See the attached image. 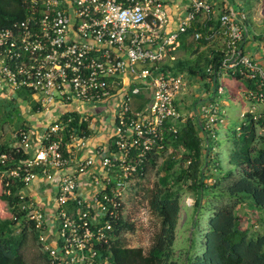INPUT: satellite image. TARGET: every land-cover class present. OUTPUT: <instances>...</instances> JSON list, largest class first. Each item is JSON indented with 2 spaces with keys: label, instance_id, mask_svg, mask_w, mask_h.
Instances as JSON below:
<instances>
[{
  "label": "built area",
  "instance_id": "1",
  "mask_svg": "<svg viewBox=\"0 0 264 264\" xmlns=\"http://www.w3.org/2000/svg\"><path fill=\"white\" fill-rule=\"evenodd\" d=\"M20 1L25 18L0 28V98L14 99L27 91L36 112L79 113L88 125L94 105L112 100L116 109L111 118H101L112 130L109 143L83 159L76 149L92 133L71 135L66 145L74 147L66 155L63 137L53 139L65 128L59 116L41 134L21 131L14 146L30 157L11 175L26 184L23 208L31 209L28 215L50 264H113V252L107 250L115 238L113 220L119 211L127 218V188L141 178L149 155L165 150L166 132L178 134L191 119L204 157L218 153L217 129L226 125V111L218 103L225 75L246 80L248 108L240 112L235 133L241 134L249 120L264 133V67L244 49L256 39L247 30L246 14L227 3L219 28L195 34L196 40L221 36L225 47L202 78L192 79L166 70L164 63L197 16L212 15V2L189 0L178 28L170 30L166 0ZM190 81L199 85L193 90ZM41 177L54 194L47 205L25 193Z\"/></svg>",
  "mask_w": 264,
  "mask_h": 264
},
{
  "label": "trees",
  "instance_id": "2",
  "mask_svg": "<svg viewBox=\"0 0 264 264\" xmlns=\"http://www.w3.org/2000/svg\"><path fill=\"white\" fill-rule=\"evenodd\" d=\"M227 1L225 9H228L227 3L232 5L231 0ZM25 16L20 0H0V28ZM216 24L219 28L220 21ZM209 28L200 27L194 21L185 34L193 36L199 45H204L207 40L204 37L196 40L195 34L203 30L200 33L205 36ZM198 66L187 65L183 61L176 72L199 73L203 77L205 70ZM165 69L171 68L166 65ZM235 77L243 78L241 75ZM142 96L149 98L148 92H143ZM57 121L63 122L65 128L53 139L63 137L66 155H70L74 147L66 145L72 141L71 135H91L89 123L83 121L79 113H63ZM242 125L243 132L236 133L240 142L231 159L240 172L236 176L233 170L218 176L208 175L207 171L216 166L217 160L211 154L204 157L201 136L193 120L184 124L178 134L166 132L165 150L149 155L141 175L144 177L150 168L156 167L159 173L163 168V165H158L161 155L172 149L175 156L165 163V174L160 177L149 198L151 210L160 219L152 246L145 251L142 247H130L123 242V232L134 231L135 225L123 217V211H119L113 220L115 238L107 248L113 252V264H264V230L252 233L245 226L249 204L264 216V133H258L252 120ZM27 129L23 127L17 134ZM28 157V153L15 146L0 143V206L7 211V214L0 213V264H29L23 253L29 238L32 236L41 244L39 230L28 215L31 209L23 208L28 197L22 198L21 192L26 184L11 175ZM184 184L190 187L195 204L193 231L183 262L177 258L175 243ZM208 214V223L204 224ZM44 257L49 261L48 252L44 251Z\"/></svg>",
  "mask_w": 264,
  "mask_h": 264
},
{
  "label": "rangeland",
  "instance_id": "3",
  "mask_svg": "<svg viewBox=\"0 0 264 264\" xmlns=\"http://www.w3.org/2000/svg\"><path fill=\"white\" fill-rule=\"evenodd\" d=\"M182 1L184 0H166L165 9L168 12L169 17V22L167 24L168 27L176 26L177 29L179 26V20L173 18V13L181 11L180 9L183 7ZM243 1L246 2L244 4L245 9L252 8L253 0ZM231 2L235 6V2L233 0H231ZM218 9L219 5H214L212 15H215L218 12ZM262 11L259 10V12ZM261 24L264 25V22L260 23V25ZM248 27L250 36L252 38H254L256 35L258 38H261L264 28L256 27L254 29L251 24ZM188 54L190 53L188 52L187 56H179V59L189 58L186 60L190 64V55ZM170 61L172 60L169 59V62ZM199 68L206 69L202 63L199 65ZM180 73L188 76V72L181 71ZM190 83V86L193 88V90L199 85V81H190ZM221 84L225 88V92L218 98V103L226 111V125L220 126L217 129L215 143L218 153L214 155L215 159L217 160V164L213 169L209 168L210 170H208L207 173L208 175L214 174L215 176H218L219 173L233 170L236 176L239 175L240 172L238 171L237 167L231 163V159L233 158L232 156L234 155L236 147L240 142V138L237 137L238 135L235 133L236 126L239 124V114L242 110L248 108L246 100L244 99L246 80L236 78L231 74H227L223 77V79H221ZM17 95L18 96L14 99L0 98V143L10 144L12 146H14L16 143L15 136L21 128L25 127L30 129V131L33 130V133L38 135V130H44L48 125L47 122L50 121V118H48V115H46L47 113L45 112L41 114L35 112V116L31 115L32 111L29 110V108H34V97L27 91H19ZM139 99L142 100V97H134L133 100L138 102ZM187 99L188 102H191L193 97L189 96ZM50 107H53V105ZM115 109V102L110 100L102 105H94V108L88 112L92 115L93 123L96 126H99L100 123L104 125L101 118H104V115L107 114L114 115ZM61 114L62 113H60V115ZM39 115L45 116L43 119H39ZM39 120L41 121L40 127L37 126V122ZM33 125L37 128L33 127ZM174 156L175 154L172 153V149L169 148L161 155L158 161V165H163V168L159 171V173L157 167L150 168L144 177L133 181L128 186L126 191L127 201L125 213L127 217L126 219L135 225V230L123 232V242L126 245L130 247H142L145 251H148L152 246L154 235L159 228L160 219L151 210L149 206V198L153 189L157 187L160 177L165 174V163ZM178 157L179 156H177V158ZM219 169H222V171L219 172ZM213 179L214 178H212V180ZM181 195V215L177 229L175 250L177 253V258L184 262L186 257L185 251L188 247L189 238L193 231L192 226L194 222L195 204L193 203L192 205H188L187 201L189 199H193L195 201V199L190 187H188L186 184H184L182 187ZM5 210L3 206H0L1 214H7V211ZM246 215L247 220L245 222V226L250 228L252 233H262L264 230V216L261 214L255 215L252 219L251 216H253V214L251 211L250 214L246 212ZM209 216L210 214L204 218V224L208 223ZM49 240L52 241L51 236L49 237ZM23 253L29 264H50L49 261L44 257L42 245L36 242L32 236L29 238L28 243L23 249Z\"/></svg>",
  "mask_w": 264,
  "mask_h": 264
},
{
  "label": "crops",
  "instance_id": "4",
  "mask_svg": "<svg viewBox=\"0 0 264 264\" xmlns=\"http://www.w3.org/2000/svg\"><path fill=\"white\" fill-rule=\"evenodd\" d=\"M188 1L189 0L182 1L183 7L185 4L188 3ZM205 1L212 2L213 5H219V9L217 10L218 12L215 15H211L210 17H208L205 13H200L197 16V19L195 21L197 24H199L200 27L201 26L202 27L209 26V27L216 28L217 21H219L220 16L224 13L226 0H205ZM233 1L235 2V6L233 4H232V6H234L236 8V12L238 14L245 13L247 11L245 14L247 16L246 27H247L248 32H249L248 26L250 24L254 29L256 27L264 28L263 27L264 25H262V24L260 25V23L264 22L263 0H253V3H252L253 6H252V8H249V9H245V6H244V4L246 3L245 1H243V0H233ZM256 4H257V6H256ZM228 5L231 6V4H228ZM183 7H181L182 9H180L181 11L173 13V18L178 19L179 24L181 22V19L184 16ZM262 9H263V11H262ZM259 10H261L262 12H259ZM209 18H210V20L211 19L212 20L209 21L208 20ZM213 20H216V22ZM168 29L175 30L176 26L175 27L170 26V27H168ZM202 31L203 30H198L196 32L199 33ZM249 34H250V32H249ZM255 39H256L255 41L254 40L247 41L244 44V49L259 66L264 67V47H262L263 46L262 44L264 43V32L261 34V38H258V36L256 35ZM224 47H225L224 39L221 36H217L212 40H207V43L204 45H199L198 42L196 43V41L193 39V36L182 34L180 36L177 44L174 45L172 51L168 55L169 59H171L172 61L169 62V59L167 57L165 60V63H164V68L167 65L171 69H166V70L177 73V74H182V73L176 72V71H178L180 69V65L183 61L185 63H187V65H192V66H194L195 64L200 65L202 63L207 68V66L210 64L211 60L215 56H217L218 52L220 50H222ZM188 52L190 53V54H188V55H190V64L187 61L189 58L188 59L187 58L179 59V56H183V55L187 56ZM202 70H206V69L203 68ZM188 77H191L192 79H194L195 77L196 78L197 77L202 78L201 74H199V73L198 74L188 73ZM35 106H36V103H34V108H32V110H31L32 116L36 115L35 114V112H36ZM37 113H39L38 110H37ZM42 113H44V112H42ZM46 115H48V118L51 119V118H57V116H59L60 113H58L57 111H53V112H48ZM44 116L45 115H43V116L39 115V119H43ZM104 116H106V118H109L110 114H107ZM40 122H41L40 120L37 122L38 127L41 126ZM49 122H47V124ZM101 125L102 124L100 123L99 126H96L92 120V123L89 125V130L91 131L93 137L89 138L86 141L85 145L81 149H76V152H75V154L79 155L80 159H83L87 155L92 153V151L95 150V148L103 147L109 143V137H110V133L112 130L110 127H107L105 125L101 126ZM33 127L37 128L34 125H33ZM96 128H98V129H96ZM38 131L41 134L44 130L40 129ZM50 187H52V185L49 183H46L45 179L43 177H41L38 180H36L25 191V193L30 195L31 198H33V199H35L41 203H44V205H47V202L49 203L50 200L53 199V196H54V194L50 190ZM246 208H247L246 209L247 213L250 214V211L252 212V214H253V216H251L252 219L255 215H260L259 211L255 210L254 207L252 206V204H249Z\"/></svg>",
  "mask_w": 264,
  "mask_h": 264
}]
</instances>
